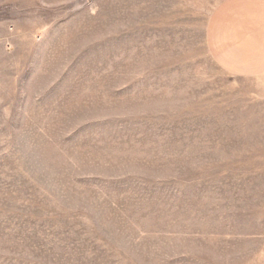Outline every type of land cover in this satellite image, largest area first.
<instances>
[{
  "label": "rangeland",
  "instance_id": "rangeland-1",
  "mask_svg": "<svg viewBox=\"0 0 264 264\" xmlns=\"http://www.w3.org/2000/svg\"><path fill=\"white\" fill-rule=\"evenodd\" d=\"M207 1L0 0V264H264V76Z\"/></svg>",
  "mask_w": 264,
  "mask_h": 264
},
{
  "label": "crops",
  "instance_id": "crops-1",
  "mask_svg": "<svg viewBox=\"0 0 264 264\" xmlns=\"http://www.w3.org/2000/svg\"><path fill=\"white\" fill-rule=\"evenodd\" d=\"M206 44L232 76H264V0H208Z\"/></svg>",
  "mask_w": 264,
  "mask_h": 264
}]
</instances>
